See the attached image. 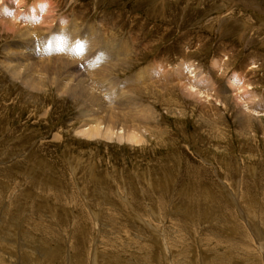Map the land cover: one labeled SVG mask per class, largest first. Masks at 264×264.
<instances>
[{
	"label": "rangeland",
	"instance_id": "rangeland-1",
	"mask_svg": "<svg viewBox=\"0 0 264 264\" xmlns=\"http://www.w3.org/2000/svg\"><path fill=\"white\" fill-rule=\"evenodd\" d=\"M4 16L94 92L103 43L126 46L107 106L145 143L77 136L82 102L8 69ZM85 32L97 44L77 51ZM0 264H264V0H0Z\"/></svg>",
	"mask_w": 264,
	"mask_h": 264
},
{
	"label": "bare ground",
	"instance_id": "bare-ground-1",
	"mask_svg": "<svg viewBox=\"0 0 264 264\" xmlns=\"http://www.w3.org/2000/svg\"><path fill=\"white\" fill-rule=\"evenodd\" d=\"M244 4H246L247 6L250 5L249 2H244ZM42 6H43V4L40 7H42ZM10 9H11V15H7L6 18H12V19H14L13 21H17L16 20V15H17L16 13L19 11V8L16 5L12 4L10 6ZM30 12H31L30 13L31 16H33V15H34V17L37 16V13H35L34 10H31ZM34 17H32V19H31L32 21H33V18ZM4 18H5V16H4ZM6 18H5V20H6ZM6 22L7 23H5V24L2 25L3 28H5V31L7 33H13L12 35L14 36V39H13L14 41L12 43H10V45L9 44L8 45L11 46L12 48H15L17 50H20L21 51L20 54L22 56V58H20V60H21L20 62H19L18 59H17L18 61L15 60V62H17V64H15L14 60L11 61L9 63V65H11V66L14 65V66H12V67H9L8 66V69H11V71H13L12 72L13 77H14V75H16V73H14V72H17L18 70H20V72H22L21 75H23V73H24L25 75L23 77L21 76L22 77L21 78V82H22L23 85H25L26 87H28L31 90H35V91L41 90V86L44 83L42 80L46 79L50 83H56V86H57V88H58V90L60 91L61 94L68 95L71 98L82 102V104H84V106H85L84 110H82V115L86 119V121H84L85 123H84L83 126H81V127H79L77 129V133H76L77 136H80L83 139L88 140V141H100V140H103V141L108 142V143L109 142L110 143L116 142V143H120V144L126 143V144L131 145V146H140V145H143L145 143V133H149V130H147L146 128H144L145 130H143V131H145V132L141 133V130L142 129H140V126L138 125L139 126L138 127L135 123H133V120H134L133 117H132L133 120L130 121V120H128L127 117L125 118V117H122L121 115L119 116L118 114H116L113 111L112 107H110V106L108 107L107 106V105L111 104L109 102L110 100L108 99V97H110V94H111V96L112 95H115V94H113V91L115 90L116 86L119 85L118 84V78L115 77V74H113V73L115 71H117L118 67L121 66L122 64L123 65H126L127 64V61H125V60H126V58L128 59L129 54H128V50L126 49L127 48L126 46H125L126 47L125 48L124 46H122L119 43L118 44L117 43L114 44L113 41L111 43L110 42H108V43L107 42H104V43L102 42L103 43L102 48L100 49V51L96 55V59H94V63H95V66L97 64L100 66L99 67L100 68L99 69V73H97L98 76L100 77V80L103 81V83H108V85H111V87L114 86V88L109 89L107 91L106 88L108 87V85L106 86V88H101L100 89V87H99L98 88L99 90H98V92L96 91L97 92L96 93L93 90L94 89L93 88L94 85L93 86L91 85L93 83L90 84L88 82L89 80L87 79V77H85L83 75L81 77L78 74L79 67L76 65L75 62L67 61L66 59H64L61 56H60V58H57V60H55V61H50V59L48 61H46V59L38 60L39 58H37V60H36V58H33L32 59L31 57H32V51L33 50L32 51H27L26 48L24 49V46L25 45L30 44L29 43V38L32 36V33H30L28 30L23 29L22 28L23 26L20 27L21 25L18 26V24L16 25L15 23H12V21H7L6 20ZM31 24H33V23H31ZM33 28H35V27H33ZM70 33H73V32H70ZM74 34H76V33H74ZM81 39H82L81 44L78 43V45H77V51L82 50L83 47H84V50L85 51H86V49L87 50H89V49L91 50L92 48H94L93 47L94 46L93 44L96 43V40L93 37V34L92 33H86V32L83 33V36H82ZM97 42H98V40H97ZM32 44H34V43H31V45ZM95 47H96V45H95ZM98 49H99V47H98ZM17 50H16V52H17ZM94 51H96V50H94ZM82 52H83V50H82ZM86 52H88V51H86ZM34 54H33V57H34ZM81 54H83V53H81ZM86 55H84V56L86 57ZM61 58H63L65 61H59V59H61ZM31 59H32V63H31ZM18 68H22V69H18ZM21 70H23V71H21ZM196 70L198 71L199 69H196ZM184 72H186V71H184ZM194 72L191 71V73H194ZM188 73L187 74H184V73H182V71H179V73H178L179 74L178 75L179 79L181 78V82H183L181 84L182 85L181 86L182 89L188 90L190 92L189 94L191 95L190 97H192V96H199V95L201 96L202 95L201 91L199 89H197L196 88V85H195V83H197L196 81L197 80L199 81L200 79H197V80L194 79L193 80L192 77L194 75L193 76H188L189 75ZM236 79H237V77H236ZM94 80H95V78H94ZM238 80H240V79H238ZM203 81H205V80H203ZM98 84H99V82H98ZM98 84H97V86H98ZM237 84L239 85L240 83H237ZM103 85H105V84H103ZM204 85H205V83H204ZM231 85H233V84L231 83ZM240 85H242V84H240ZM117 87L118 88L120 87V90H123L124 89V86L123 85H119ZM127 87H128V85H127ZM233 87H234V85H233ZM200 88H202V86H200ZM204 88H205L204 90H206V85H205ZM245 89H246V87H245ZM210 90H212V89H210ZM212 92L213 91H211V93ZM121 93H119V94H121ZM126 94H127V96H129L128 95L129 92L126 93ZM209 95H210V93H209ZM120 98L122 99V97H120ZM206 98L205 99L208 101L209 100V96L206 97ZM199 101H201V100H199ZM118 102H120V101L118 100ZM244 109L247 112L248 111H250L252 113L259 112V111H256L257 110L256 108H255L256 109L255 110L254 108H251L249 106H245ZM141 110H143L142 107H141ZM140 113H142V112H140ZM144 113H147L146 110H144L143 115L141 114L144 117V119H146V115H148V113L147 114H144ZM240 115H241V118L244 120L243 121L244 122V125L246 127H248L249 124H250V119L252 118L251 115L249 113L247 114L244 110L243 111L241 110Z\"/></svg>",
	"mask_w": 264,
	"mask_h": 264
}]
</instances>
